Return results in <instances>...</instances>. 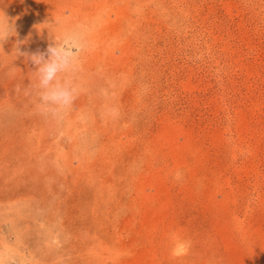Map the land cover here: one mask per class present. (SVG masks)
I'll use <instances>...</instances> for the list:
<instances>
[{"label":"rangeland","instance_id":"rangeland-1","mask_svg":"<svg viewBox=\"0 0 264 264\" xmlns=\"http://www.w3.org/2000/svg\"><path fill=\"white\" fill-rule=\"evenodd\" d=\"M0 25V264H264V0H0ZM72 34L54 116L28 57Z\"/></svg>","mask_w":264,"mask_h":264},{"label":"clouds","instance_id":"clouds-1","mask_svg":"<svg viewBox=\"0 0 264 264\" xmlns=\"http://www.w3.org/2000/svg\"><path fill=\"white\" fill-rule=\"evenodd\" d=\"M4 28L0 25V37ZM84 45L75 34L67 35L55 46H49L46 53H36L28 57L36 66L35 88L40 107L52 115H60L73 104L77 89L70 73L75 70L78 58Z\"/></svg>","mask_w":264,"mask_h":264},{"label":"bare ground","instance_id":"bare-ground-1","mask_svg":"<svg viewBox=\"0 0 264 264\" xmlns=\"http://www.w3.org/2000/svg\"><path fill=\"white\" fill-rule=\"evenodd\" d=\"M64 17H65V16H64ZM103 20H104V19H100V22H102ZM62 22H64V23L66 22V26L69 25V26L73 27V26H76V24H77L79 21H78V20H75V19H71V18H67V17H66V18H63ZM64 23H63V24H64ZM66 26L64 25V27H66ZM69 26H68V27H69ZM95 28H96V27H95ZM96 29H97V30H100V28H98V27H97ZM97 30H96V31H97ZM112 52H113V51H112Z\"/></svg>","mask_w":264,"mask_h":264}]
</instances>
